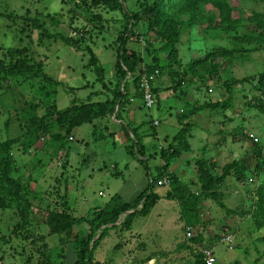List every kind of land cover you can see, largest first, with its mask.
Listing matches in <instances>:
<instances>
[{"label": "rangeland", "instance_id": "1", "mask_svg": "<svg viewBox=\"0 0 264 264\" xmlns=\"http://www.w3.org/2000/svg\"><path fill=\"white\" fill-rule=\"evenodd\" d=\"M80 1L0 0L1 51L10 48L24 49V55L32 60L30 64L39 63L46 76L61 83L52 95L55 107L59 110L67 107L70 100L84 99L90 91L99 90L100 87L99 84L91 85L94 74L85 67L86 56L80 49L74 50L75 45L71 43L76 41L77 46L82 50L83 46L79 43L82 39L88 45L91 44L93 54L105 70L106 78L113 72L114 50L111 43L118 33L119 23L115 20H118L120 16L116 12L106 14L99 10L101 17L107 21L101 23L103 29L97 34L95 30L97 25L93 28V23L89 22V16L80 10ZM261 6L260 0H243L239 8L247 12L246 16H248L250 12L261 11ZM204 9L209 11L211 8ZM83 30L87 31L88 35L84 34ZM140 46L134 44L133 48L140 51L142 48ZM176 48L181 65L190 60H200L207 55V52L216 48H224L228 51L223 56H213L211 62L216 65V68L211 80H205L207 82L204 83L207 86L197 82L196 79L192 84L191 80L190 83L182 84L173 97L167 96L166 99H162L166 93L160 91L157 110L154 107L150 110L139 109L138 116L141 123L137 132L144 135L143 142L148 153L153 148L157 150L167 145L171 136L175 135L179 129L175 121L176 115L186 110L187 104H191L193 99L199 104L219 101V97L223 100L226 94L213 85L239 82L258 75L264 70V42L258 48L259 50L248 53L234 52L224 32L218 29L206 30L204 25H193L182 30ZM24 81L21 78L17 82L7 80L0 86V139L5 137L11 139L18 133L16 123L12 120L5 131L4 122L8 113L24 107V104L40 103L41 97L36 92V79ZM160 84L167 88L170 82L160 77L155 85ZM76 86L82 87L71 93L65 91L67 87ZM197 87H200L199 91ZM240 88L243 93L248 89L246 84L234 85L236 96L232 102L233 110L225 113V116L229 118L228 123L224 121L220 125L223 114L218 109H204L189 118L192 124L188 130L191 151L181 153L169 166V171L183 182L189 183V189L196 194L198 185L195 167L196 160L200 157L206 160L205 168L210 170L213 176H217L222 167L232 160L242 159L246 165L247 172L245 170L246 174L242 182L235 183L227 178L225 186L219 188L218 192L222 196L221 204L230 211L229 213H225L224 209L211 199L197 201V218L202 224V233L212 236L222 234L226 230L232 235L231 250H227L224 245H215L213 255L216 264H264V243L259 240L261 237L264 240V229L256 231L246 217L241 216L249 209V197L257 184V178L249 174L254 160L249 150L251 141L247 139L246 134L251 133L258 138L264 135V114L253 107H250L248 112L244 111L243 99L236 93ZM209 89L211 92H208ZM179 90L182 91L181 94ZM176 94L180 97H176ZM36 112L41 115L42 107H39ZM149 119L157 122V125L153 127L156 134L154 138L150 132L152 129L147 125ZM240 120L245 131L243 134L249 142L237 140L236 137L232 139L230 136L231 130L239 124ZM111 126L109 125L108 129L117 132V127ZM90 133L89 125H81L72 130L73 140L66 144L68 147L66 160L61 155H52L51 148H43V141H40L39 145L36 144L28 153L11 152L13 156L16 155V165L21 167L18 174L25 180H29L28 190L34 193V197L32 194L29 195L28 200L36 210L28 214V219L30 228L35 234L46 236L47 231L39 219V214L59 210L58 204L61 201L59 196L62 194L67 200L66 204L72 207V214L78 217L88 208L103 206L115 192L126 195V202L131 203L136 197L133 193H139L146 187L148 177L145 176L144 168L125 153L118 136L93 142ZM44 151L48 152L44 153ZM65 161L69 162L70 166H67ZM111 164L115 165L114 169H111ZM159 164L160 160L157 156L147 162V168L152 177L154 176L153 168ZM167 190V187L161 184H155L153 188V192L158 197H163ZM16 219L13 213L7 210L0 211V264H25V256L20 257L18 253H31V259H33L29 260L31 264H35L34 261L37 259L33 253L34 246L28 245L27 241L20 240L21 236H13L10 232ZM135 219L139 224L131 223V227L124 231L125 237L136 245L139 242V246H145V249H149L150 242H141L139 236L146 234L153 240L155 256L148 264H184L186 258L191 260V253L184 252L178 247L183 239V221L179 220L177 202L159 198L148 216L144 219ZM79 228L83 232L87 229L84 224H80ZM110 230L106 231L97 244L93 253L95 262L137 264L138 259L145 257L146 254L137 256L136 246L131 251L124 250L122 254H120L122 250L116 251L121 248L124 241L117 240V237L110 235V232L121 235L122 231ZM55 239L54 236L47 237L44 242L49 247H53L56 246ZM63 249L62 263L73 264L74 254L70 245H65ZM50 258L53 262L56 259L54 254Z\"/></svg>", "mask_w": 264, "mask_h": 264}, {"label": "trees", "instance_id": "2", "mask_svg": "<svg viewBox=\"0 0 264 264\" xmlns=\"http://www.w3.org/2000/svg\"><path fill=\"white\" fill-rule=\"evenodd\" d=\"M242 1L81 0L80 10L89 16V22L93 23V28L97 25L95 28L97 34L103 29L101 23L107 21L101 17L99 10L106 14L116 12L120 16L118 20H115L119 23V29L111 43L114 50L113 72L106 78L105 70L93 54L91 44L88 45L82 39L79 42L83 46L82 50L77 46L76 41L71 43V45H75L74 50L80 49L86 56L85 67L94 74L91 85L99 84L100 87L98 92H92L84 99L71 100L69 105L62 110L56 109L52 98L56 92L55 88L61 86V83L46 76L39 63L30 64L32 60L24 55V49L10 48L2 52L0 48V52H2L0 56V86L7 80L17 82L20 78L22 81L36 79V92L41 97L39 99L41 104H24V107L8 113L4 122L5 131L12 120L16 123L18 133L11 139L7 137L0 139V211L7 210L17 218L10 232L13 236H21L20 240L27 241L28 245L34 246L33 253L37 259L34 261L35 264H63V247L65 245H70L73 250V264H98L93 260V253L106 231L110 229L126 231L135 218L147 216L159 198L173 200L178 204L179 220L183 221V239L178 247L184 252L191 253V260L186 258L184 264H203L199 250L213 246L214 251L215 245L220 244L218 239L226 230L222 234L212 236L202 233V224L198 222L197 218V201L211 199L224 209L225 213H229L230 211L221 204L222 196L218 191L219 188L225 186L227 178L232 179L235 183L244 180L245 170L247 172L244 161L242 159L232 160L222 167L217 176H213L211 171L205 168L206 160L200 157L196 160L195 167L196 184L198 185L196 194L189 189V183L183 182L169 171V166L181 153H190L188 130L192 124L189 118L197 112L204 109H218L223 114L220 125L224 121V123H228L229 118L225 116V113L233 110L232 102L236 96L234 85H247V92L243 93L241 88L236 91L243 99L242 105L245 107V112L253 107L264 114V102L261 101V96H264V70L258 75L250 76L239 82L213 85L226 94L223 100L219 98V101L199 104L197 100L193 99L191 104H187L186 110L180 111L176 115L175 121L179 129L175 135L171 136L165 147H159L157 150L153 148L148 153L146 145L143 144L144 135L137 132L138 128H131L128 124H124L122 126L126 141L124 150L128 156L144 168L145 176L148 177L146 188L131 203L123 201L114 194L102 207H93L81 217L72 216L71 208L67 205L68 203L66 204L67 200L62 194L59 196L61 198L58 204L59 210L39 214V219L47 231L46 236L37 235L30 228L28 214H32L36 208L28 200V196L32 194L34 197V193L28 190L29 180H25L18 174L21 167L16 165V155L13 156L11 152L28 153L36 144L39 145L40 141H43V148H51L52 155H61L66 160L68 152L66 144L71 141L68 140L70 133L81 125H90L92 141H99L106 129L100 123L101 120L108 121L111 117L120 118L121 108L128 100L130 89L133 91L134 98L144 108L138 87L139 76L142 73L149 75L156 71L150 88L153 107L156 110L159 108L158 94L160 91H166L168 97H173L175 91L177 92L182 84L190 83L191 80L193 84L194 79L207 86L204 82H207L208 79L211 80L216 68V65L211 62L213 56H223L228 50L216 48L207 52V55L200 60H190L181 65L176 48L180 32L193 25H204L206 30L218 29L224 32L234 52L248 53L257 50L264 42V0H260L262 2L261 11L250 12L248 16H246L247 12L239 8ZM206 7L211 9L204 11ZM20 32L22 31L20 30ZM83 32L88 35L87 31L83 30ZM134 44L142 46L140 51L133 48ZM160 77L164 80L167 79L170 86L163 89L160 86L156 87V80ZM77 89L78 87L67 88V91L71 93ZM199 89L200 87H197V91ZM178 92L181 94L182 91ZM99 95H102L103 98L96 102H90L91 96L99 97ZM176 95V97H180L179 94ZM39 107L43 109L41 115L36 112ZM153 122L151 119L147 120V125L152 129L150 130L152 138L155 137L153 127L157 125H153ZM238 123L231 130L230 136L232 139L236 137L237 140L248 141L243 134L245 131L242 128V121L240 120ZM107 136L110 135L107 134ZM249 143V150L254 160L253 168L249 174L257 178V184L249 197V209L241 216L246 217L253 228L259 231L264 229V135H260L257 143ZM47 152L44 151V153ZM156 156L159 158L160 164L153 168L154 176L152 177L148 171L147 162ZM161 179L166 180L168 190L163 197H158L153 192V188L157 182L160 183ZM128 211L132 212L115 225L120 216ZM80 224L87 227L84 232L80 230ZM197 226L199 227L197 228ZM186 228L194 230L193 236L188 239H184ZM96 235L97 238L94 239ZM52 236L56 238V246L49 247L44 241L45 238H52ZM259 240L264 243L262 237ZM18 254L20 257L25 256V264H31L33 259H31V253ZM52 254L56 258L54 262L50 258Z\"/></svg>", "mask_w": 264, "mask_h": 264}, {"label": "crops", "instance_id": "3", "mask_svg": "<svg viewBox=\"0 0 264 264\" xmlns=\"http://www.w3.org/2000/svg\"><path fill=\"white\" fill-rule=\"evenodd\" d=\"M84 85V84H83ZM86 85L87 86H89V84L86 82ZM162 89L164 88V87H166V86H162V84H160L159 85ZM158 85L156 86V87H159ZM76 87H78V86H76ZM81 87L82 86H79L78 87V89H81ZM67 88H71V87H67ZM67 88H66V90L65 91H67ZM72 88H75V87H72ZM77 89V90H78ZM92 89V88H91ZM77 90H74V91H77ZM93 90V89H92ZM68 92V91H67ZM92 92H94V93H96V92H98V90L97 89H94L93 91H90L88 94H91ZM210 92H211V90H210ZM162 93H166V95H164V98H162V99H166L167 98V96H169V95H167V92L166 91H162ZM87 94V95H88ZM129 96H128V100H127V102L125 103V105H124V107L123 108H121V111H120V118L119 119H114L113 117H111L108 121H106V120H101V124L103 125V127L105 126L106 127V129H104V132H103V135L100 137V140H103V138H109V139H112V138H114V137H116V136H118L119 137V140H120V142L123 144V146H125V144H126V141H125V137H124V132H123V129L124 128H122V126H124V124H128L129 125V127H131V128H138V126H139V124L141 123L140 121H139V116H138V111H139V109H143L142 107H141V105H140V103L137 101V99L136 98H134V94H133V91H132V89H130L129 90ZM92 98H90V102H96V101H98L99 100V98L101 99V98H103V96L101 95H99V97H97V96H91ZM220 98V97H219ZM91 99H93V101L91 100ZM71 101V100H70ZM58 109V108H57ZM59 110V109H58ZM109 125H112V126H114V127H117V132H115V131H113L112 129H111V131L108 129V126ZM90 126V125H89ZM111 126V127H112ZM90 128H91V126H90ZM91 132H92V130H91ZM91 134V133H90ZM107 134L108 135H110V136H107ZM155 136H156V134H155ZM69 138H71V141L73 140V137H72V135H71V133H70V136H69ZM143 144H144V142H143ZM125 151V150H124ZM126 153V152H125ZM64 154V153H63ZM67 166H70L69 165V162H67ZM102 167H104V165L102 166ZM110 167H111V169H114L115 168V165L114 164H111L110 165ZM69 169V168H68ZM115 174V173H114ZM115 175H117V174H115ZM146 188V187H145ZM145 188H143L141 191H143ZM140 193V192H139ZM139 193H137V192H135V193H133V194H135L136 196L139 194ZM118 195L123 201H127L126 200V195H121L120 193H117V192H115V193H113L112 195ZM98 195H100V194H98ZM111 195V196H112ZM135 195L133 196V198L135 197ZM132 198V199H133ZM131 199V200H132ZM134 200V199H133ZM128 203V202H127ZM70 205V204H69ZM154 206H155V204H154ZM153 206V207H154ZM94 207H102V206H94ZM153 207L151 208V210L153 209ZM73 208L75 209V207H74V205H73ZM91 208H93V207H91ZM91 208H88L82 215H80V216H78V217H81V216H83V215H85V213L89 210V209H91ZM150 210V211H151ZM71 212H73V209H72V207H71ZM150 213V212H149ZM149 213H148V215H149ZM73 216H74V213L72 214ZM147 215V216H148ZM74 217H76V216H74ZM146 217V216H145ZM144 217V218H145ZM143 218V219H144ZM142 219V218H141ZM132 224H139V222H137L136 223V219H134L133 221H132ZM131 224V225H132ZM131 227V226H130ZM142 227V226H141ZM141 227H139V228H141ZM111 231V230H110ZM114 231H117V230H114ZM127 233H128V231H127ZM110 235H115L116 237H117V240H123L124 241V244L123 245H121V248H119L118 250H116V251H121L122 250V252H120V254H122L123 253V251L124 250H127V251H131V249L134 247V246H136V249L138 250V253H137V256L140 254V255H142V254H146L145 255V257H141L140 259H138V262H137V264H148V263H150V261L152 260V259H154L153 257L155 256L154 255V246H152V243H153V240L152 239H150V237L148 236V235H146V234H144V235H140L139 236V238H140V240H141V242H143V243H146V242H150V246H149V249H145V246H142V245H140L139 246V242L137 243V245L136 244H134V243H132L131 242V240L128 238V237H125V232H122V234L120 235L119 233H116V232H113V231H111L110 232ZM95 239V238H94ZM143 239V240H142ZM176 242V241H175ZM140 244H142V243H140ZM130 253V252H129ZM95 261H96V259H95ZM98 262V261H97Z\"/></svg>", "mask_w": 264, "mask_h": 264}, {"label": "built area", "instance_id": "4", "mask_svg": "<svg viewBox=\"0 0 264 264\" xmlns=\"http://www.w3.org/2000/svg\"><path fill=\"white\" fill-rule=\"evenodd\" d=\"M155 75H156V71L152 72V74L149 75L142 73L139 76L138 87L141 94V102L145 109H151L153 107V98L151 96L150 88H151V82L155 77ZM208 92H210V89L208 90ZM261 101L264 102L263 95L261 96ZM156 124L157 122L154 121L153 125ZM246 137L249 141H251L254 144L258 142V137L254 136L251 133H247ZM68 140H71V138H68ZM160 183L161 185L166 186L167 182L165 179H161ZM160 183L157 182L156 185H159ZM193 233H194L193 229L186 228L184 232V239H188L192 237ZM218 243L224 245L227 250H231L232 235L225 231L218 239ZM199 251L200 254L202 255L203 264H216V259L213 255V246L201 248Z\"/></svg>", "mask_w": 264, "mask_h": 264}, {"label": "water", "instance_id": "5", "mask_svg": "<svg viewBox=\"0 0 264 264\" xmlns=\"http://www.w3.org/2000/svg\"><path fill=\"white\" fill-rule=\"evenodd\" d=\"M132 211H128V212H125V213H123L121 216H120V218L118 219V221H117V223L115 224V225H117V224H119L120 222H121V220L124 218V216H126L127 214H129V213H131ZM97 237V236H96Z\"/></svg>", "mask_w": 264, "mask_h": 264}]
</instances>
